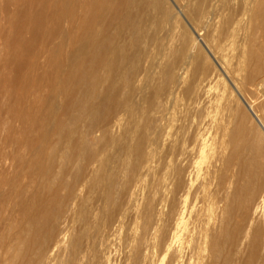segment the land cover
Masks as SVG:
<instances>
[{
    "label": "bare ground",
    "instance_id": "bare-ground-1",
    "mask_svg": "<svg viewBox=\"0 0 264 264\" xmlns=\"http://www.w3.org/2000/svg\"><path fill=\"white\" fill-rule=\"evenodd\" d=\"M188 2L201 28L222 17L219 33L209 38L217 50L241 36L234 68L244 73L237 78L264 95V0ZM169 3L176 7L174 0H0V264L229 263L230 246L219 263L221 243L231 244L233 232L246 229L241 232L244 223L225 231L218 194L233 167L232 178L246 182L264 174V123L252 109L260 95L255 92L251 106L229 83L260 133L233 124L239 116L230 113L231 105L223 119L207 112L224 102V95L217 103L209 93L221 73L193 65L182 78L187 52L174 48ZM159 14L170 24L162 38ZM147 41L158 55L168 50L159 64L161 84H151L156 62L146 54ZM178 92L190 111L176 117L169 112ZM227 128L224 155L217 141ZM259 201L263 214L264 196ZM250 240L245 246L258 251V237Z\"/></svg>",
    "mask_w": 264,
    "mask_h": 264
},
{
    "label": "rangeland",
    "instance_id": "rangeland-1",
    "mask_svg": "<svg viewBox=\"0 0 264 264\" xmlns=\"http://www.w3.org/2000/svg\"><path fill=\"white\" fill-rule=\"evenodd\" d=\"M182 0H174V2H175V4H176V7L172 4V3H169V5H170V8H171V12H172V15H173V19L171 20V23H172V25H174L176 28H175V32H176V34H177V36L176 37H174V48H175V50L177 51V50H179L181 47H183L184 48V51L185 52H187V67H186V69H185V71H184V73H183V79H185V80H187L188 79V74H189V70H190V68H192V66L193 65H197V66H199V67H202V68H205L208 72H214V71H216V72H218V73H221V76L220 77H217V78H220V79H216L215 81H213L211 84H212V86L209 88V93H210V91H211V93L210 94H212L211 96H213L214 98H217V100H219L220 98H218L219 96L221 97V96H223V97H221V98H223L221 101L223 102H221L220 100L219 101H217V103L219 102V103H222V105L221 104H218V106L221 108L222 107V109H220V108H218L217 107V104L215 103V105H216V107H215V105H213V107H211V108H209V110L207 111L208 113L209 112H211V113H220V116H221V118L223 119V118H225V115H227V116H231V114L229 115V111H230V113H235V115L237 116H239V117H234L233 119L234 120H232L234 123L233 124H235V123H237V122H239V121H241V122H243L246 126H249V127H252L253 129H252V131L253 132H257V133H260V131H259V129L257 128V125H256V123L254 122V120H252V118H251V116L249 115V113L246 111V109H245V107H244V105L242 104V102L240 101V99L238 98V96L236 95V93L234 92V90L232 89V84L237 88V90L238 89H240V90H238V92L241 94V96L247 101V102H249L250 104H251V106L254 104V103H256L255 105H256V107H254L255 105H253L252 106V109H254L255 110V113L257 114V116L261 119V121L264 123V113H260V112H263L262 111V109H264V99H262L261 100V97H262V95H263V93H262V95L258 92H256V91H254V87L253 86H251V85H249V84H246L245 85V83H243L242 82V79H238L239 77L241 78V76H243L241 73H244L243 71H235V68H236V65H237V60L240 58L239 56H240V54H241V51H243V46L241 45V43H240V41L241 40H239V39H242L241 38V36L239 35H235L236 37H234L233 36V38H232V36L231 37H229L227 40H226V43H224L223 44V51H225V50H227V51H225L224 52V54H229V55H227V57H225L226 55H224L223 54V51H222V48L221 47H219L218 48V50L215 48V42L214 41H212L213 42V44L211 45V40L209 39V38H211V36H210V34H212L214 31V33L212 34V35H217L216 33H219L218 31H220V29H221V23H222V17H220V16H217L214 20H212L211 22H209V25H208V27L207 28H201L200 27V25L195 21V20H193L192 19V17H191V13H190V11H191V7H192V4L191 3H189L188 2V0H187V2L185 1V0H183L182 2H181ZM177 2V3H176ZM187 4V5H186ZM172 6V7H171ZM177 6H178V8L182 11V14L181 13H178V8H177ZM236 6V5H235ZM187 7V8H186ZM175 15V16H174ZM159 25H158V30H157V35H158V37H163L166 33H167V30H168V27H170V24L169 25H167V26H165V23L162 21V19H161V16H160V14H159ZM162 22V23H161ZM170 22V21H169ZM191 26H190V25ZM197 25H199V27L201 28V30H200V28H198V26ZM196 27H197V29H196ZM192 29H194L197 33H195V31H192ZM203 29V30H202ZM207 29V30H206ZM219 29V30H218ZM180 30V31H179ZM207 32H206V31ZM218 30V31H217ZM209 32H211V33H209ZM196 34H199V36L198 35H196ZM238 36V37H237ZM198 37V38H197ZM240 37V38H239ZM201 40H200V39ZM231 38V39H230ZM237 38H239V39H237ZM205 40H209L208 42L210 43V44H208L207 43V41H205ZM238 43V44H237ZM240 43V44H239ZM151 44V45H150ZM203 44H205V45H203ZM145 46H144V49H145V51H146V54L148 55V57H152V56H155V62H156V64L154 65V67L151 69V77H152V79H151V84H154V85H156V84H161L162 83V81H163V79H162V77H161V71H160V63H162V61H163V58H162V56L164 55H166L167 54V52H168V50H164V51H162L161 52V54H157L158 52H157V50H156V47H155V45H154V43H153V41H147L146 42V44H144ZM213 46L212 48H211V46ZM207 46V47H206ZM225 46V47H224ZM228 46V47H227ZM210 47V48H209ZM239 48L240 47V49H235V48ZM242 47V48H241ZM194 48V49H193ZM207 49H209L210 50V52L211 53H213L214 55H215V58L218 60V62H220L221 64H223V69H225L228 73H226L227 75H224V74H222V72L216 67V64H215V62L212 60V58L207 54ZM212 49V50H211ZM214 49H215V51H214ZM221 49V51H219ZM225 49V50H224ZM235 49V50H234ZM217 50V51H216ZM167 51V52H166ZM193 51V52H192ZM234 51V52H233ZM237 53H236V52ZM240 51V52H239ZM231 52V53H230ZM239 52V53H238ZM164 53V54H163ZM218 53H219V55H218ZM222 53V54H221ZM235 55H234V54ZM188 54H190L189 56H188ZM233 54V55H232ZM218 55V56H217ZM239 55V56H238ZM160 56H161V60H160ZM163 56V57H164ZM222 56H224V58L222 57ZM232 56V57H231ZM233 56H234V58H233ZM264 54L262 53L261 54V59L263 60L264 59ZM222 57V58H221ZM190 58V59H189ZM207 58V59H206ZM211 58V59H210ZM220 58V59H219ZM230 58H232V60L233 59H235L233 62H231V59ZM226 60V62H225V60ZM228 59H230V60H228ZM224 60V61H223ZM240 60H241V58H240ZM158 61H159V63H158ZM222 61L224 62V63H222ZM264 61V60H263ZM205 62V63H204ZM207 62V63H206ZM228 62H229V64H228ZM157 63H158V66H157ZM227 63V64H226ZM233 63V64H232ZM213 65V66H211V65ZM231 64V65H230ZM205 65V66H204ZM210 65V66H209ZM227 65V66H226ZM228 65H230V66H228ZM232 67V68H231ZM235 67V68H234ZM156 68H157V70H156ZM228 68H229V70H230V68L231 69H233V71H229L228 70ZM218 69V70H217ZM237 72L236 74H235V72ZM152 73L153 74H155L156 76H154V75H152ZM188 73V74H187ZM224 73V72H223ZM229 73H231V74H229ZM240 75V76H239ZM224 77V78H223ZM235 77H236V79H235ZM238 77V78H237ZM160 78H161V80H160ZM238 79V80H237ZM230 80H231V82H230ZM236 80V82L237 83H233L234 81ZM224 82H225V84H224ZM229 83H232L231 85L229 84ZM241 85V86H238V85ZM242 84H244L243 86H242ZM247 85H249V87L251 88V91H250V88L247 86ZM219 86V87H218ZM234 86H233V88H234ZM242 88H244V89H242ZM252 88H253V90H252ZM246 89H248V91H246ZM228 91H230L229 93H228ZM234 93V94H232V92ZM243 92V95H242V92ZM245 91H246V93L247 94H245ZM213 92V93H212ZM217 92V93H216ZM221 92V93H220ZM258 95H260V96H258L259 97V99H260V101L258 102V101H256L255 99H257L258 97H257V94ZM216 93V94H215ZM233 95V98H231L230 96H232ZM230 95V96H229ZM255 95V96H254ZM229 96V97H228ZM236 97V98H235ZM254 99H253V98ZM263 97H264V95H263ZM228 98V99H227ZM230 98V99H229ZM252 98V99H251ZM232 99V100H231ZM235 99V100H234ZM226 100H228V101H226ZM237 100V101H236ZM252 101V102H251ZM256 101V102H255ZM228 102V103H227ZM239 102V103H238ZM224 103H225V105H224ZM226 103H227V105H226ZM234 103V104H233ZM240 105H238V104ZM260 105H259V104ZM238 106H237V105ZM231 105V106H230ZM257 105H259V106H257ZM183 106V107H182ZM188 101H186V100H184V99H182V96L180 95V92H178V94H177V99H176V104H175V106H174V108L173 109H171L170 110V112L169 113H175L176 114V117H178V116H183L185 113L187 114V111H190L189 109H188ZM228 106H230V108H232L231 110H230V108L228 107ZM237 106V107H236ZM260 106H262V107H260ZM218 108V109H220L219 111L218 110H215V108ZM227 107H228V109H229V111H226V110H228L227 109ZM257 107H259V108H257ZM226 108V109H225ZM236 110H235V109ZM237 108H239V109H237ZM259 110H257V109ZM181 109V110H180ZM214 109V110H213ZM172 110H174V111H172ZM211 110V111H210ZM226 112L225 113V115H224V111ZM238 111V112H237ZM119 113H123V112H119ZM182 113V114H181ZM191 113V112H190ZM223 113V114H222ZM237 113V114H236ZM260 113V114H259ZM171 115L172 117H174L175 118V115ZM242 114V115H241ZM224 116V117H223ZM226 116V117H227ZM249 116V117H248ZM122 117V116H121ZM171 117V118H172ZM244 117V118H243ZM246 117V118H245ZM237 119H239V120H237ZM246 119V120H245ZM172 120V119H171ZM175 121V120H174ZM235 121H237V122H235ZM222 122H224V121H222ZM245 122H247V123H245ZM251 122V123H250ZM174 123H176L175 124V126H174ZM173 124H172V126H171V129H170V132H172V131H174V129L176 128V126H177V122H174ZM223 124V123H222ZM249 124H251V125H249ZM254 126V127H253ZM175 127V128H174ZM173 129V130H172ZM226 131H229L228 130V128L226 129V130H222V134H221V136L223 137V139H222V137L220 138V140L218 139V146L221 148H219L221 151H222V153L224 154V155H226V154H228V150H227V148H226V146H224V143L226 144L227 143V137H228V134L229 133H227ZM226 132V133H225ZM118 133V132H117ZM119 134V133H118ZM253 134V133H252ZM227 136V137H226ZM264 135H262V137H263ZM226 138V139H225ZM264 138V137H263ZM223 143V144H222ZM225 150H224V149ZM224 151H225V153H224ZM226 151H227V153H226ZM206 157L208 158H210V154L209 155H206ZM205 159V155L203 156V158L200 160V162L204 159V161H202V163L201 164H203V165H201L200 164V166H202L201 168H203L204 170H205V168L207 167V160H209V159ZM207 162V163H206ZM204 164H205V166H204ZM233 169L235 170V173H236V169L233 167ZM233 169H231V171H228L227 172V175H226V178H225V180H224V186L222 185V187H221V189H220V193L218 194L219 196V200H220V203H219V208H218V212H217V214H221V212H223L224 210H226L225 212H223L220 216H219V218L220 217H222V221H224L225 223H224V226L226 227V232H232V231H239L241 228H242V225L244 224V226H243V228H242V230H241V232L244 230V227H245V229H246V232L244 233V231H243V233L244 234H242V233H237V232H233V242L231 243V244H222L221 243V247H220V249H223V251L221 252L220 251V257H219V263H222L223 262V260H224V256H225V254H227V252H228V250L230 249V251L228 252L230 255H228V261H229V263L228 264H231V262L230 261H233V262H235V263H239V264H241V257H243L244 259H242V264H251L250 262L252 261V263L253 264H264V249H263V247H264V244L262 245V242L264 241H262V239H263V234H264V213L263 214H261V213H258L257 212V206H259V200H261L262 199V196H264V174L262 173V175H261V173H260V175L259 176H263L262 178L261 177H259V178H256V181H252V182H254V183H251V182H246V181H244V180H238L237 178H235V177H233L232 178V174L234 173L233 171ZM263 171H264V169H263ZM153 173V172H152ZM151 173V174H152ZM234 173V174H235ZM150 173H149V178H153V174L151 175ZM151 176V177H150ZM230 178H232V180H228V179H230ZM258 179H260V180H258ZM262 179V180H261ZM149 180V179H148ZM151 180V179H150ZM238 180V181H237ZM258 180V181H257ZM229 181L232 183L231 184V186H230V188H229V186H228V183H229ZM237 181V182H236ZM228 182V183H227ZM248 184H246V183ZM256 182V183H255ZM236 183V184H235ZM241 183H243V184H241ZM258 183H260L261 185H258ZM234 184L235 185H237V186H234ZM263 184V185H262ZM230 185V184H229ZM233 185V186H232ZM242 185V186H241ZM227 186V187H226ZM244 186H249L248 187V190H247V187L245 188ZM251 186V187H250ZM259 186H263V187H259ZM241 187V188H240ZM252 187H254L253 189H252ZM237 189V190H235V189ZM212 189V188H211ZM226 191H225V190ZM229 189V190H228ZM231 189V190H230ZM246 189V190H245ZM256 189V190H255ZM222 190H224V193L226 192V194L228 195V193H230V195H224V197H223V192H221ZM238 190H240V191H238ZM241 190H245L244 192L242 191V193L240 194V192H241ZM249 190H251L250 192H252L253 190V197H252V194H250V192H249ZM257 190H259L258 192H257ZM228 191V192H227ZM229 191H231V192H229ZM232 191L235 193V197H237V198H235L233 195H232ZM235 191H237L238 193V195L236 194V192ZM247 191V192H246ZM255 192H257V193H255ZM233 193V194H234ZM245 194V196H244V194ZM247 193H249V194H247ZM82 194H85L84 192L82 193ZM237 195V196H236ZM247 195H248V197H247ZM250 195H251V198H250ZM233 196V197H232ZM246 198H249V200H247L246 201V199L244 198V197ZM238 198H240V199H238ZM243 198V201H241V199ZM261 198V199H260ZM245 199V200H244ZM228 200V201H227ZM231 200H233V201H231ZM226 201H227V203L229 204H227L226 203ZM231 201V202H230ZM246 203H245V202ZM259 201V202H258ZM240 202H244V204H246V205H244L243 204V206H241L240 207ZM223 203H225L224 205H223ZM235 203V204H234ZM239 205V207H238V205ZM248 204V205H247ZM256 204H258V205H256ZM89 206L91 205L90 203L88 204ZM225 205L227 206V208L225 209L224 207H225ZM221 206V207H220ZM224 206V207H223ZM254 207H256L255 209H254ZM221 208V209H220ZM223 208V209H222ZM243 208H244V210H243ZM233 209V211L231 212V210ZM222 210V211H221ZM230 210V212H227V211H229ZM240 210V214L239 213H237L238 211ZM248 210V211H247ZM252 210H255L256 212H254V211H252ZM235 211V212H234ZM242 212V213H241ZM246 212H248L247 213V215H246ZM253 212V213H252ZM225 213V214H224ZM227 213V214H226ZM237 213V214H236ZM251 213V214H250ZM235 215V216H233V215ZM255 216H254V215ZM258 214V215H257ZM259 214H261V215H259ZM237 215H239L238 217H237ZM251 215H253L254 216V218H253V216H251ZM263 215V216H262ZM231 216V217H230ZM245 216H247V218H245ZM250 216V217H249ZM259 216V217H258ZM229 217H230V220H229ZM234 217V218H233ZM261 217V218H260ZM236 218V219H235ZM244 218H245V221H244ZM250 218V219H249ZM263 218V219H262ZM251 220V221H249V220ZM252 219L253 220H255V221H259V222H261V223H258L257 225H256V222L255 221H252ZM261 221H260V220ZM234 220H236V221H234ZM241 220H242V222H241ZM249 222H248V221ZM238 221V222H237ZM244 221V222H243ZM257 221V222H258ZM228 222V223H227ZM246 222H248V224L246 223ZM240 223V224H239ZM253 223H255V224H253ZM186 224H187V222H186ZM242 224V225H241ZM259 225V226H258ZM249 226L251 229L254 227V230L256 229V231L255 232H253L254 230L252 229H250V228H248L247 229V227ZM240 228V229H239ZM123 229V228H122ZM120 229V235L121 234H123V235H121V237L119 236V238H124V236H126V233H125V229ZM262 229V230H261ZM262 231V232H260V231ZM124 231V232H123ZM247 231H250V233H251V235H250V237H249V234L250 233H248ZM258 231V232H257ZM121 232H123V233H121ZM254 234H253V233ZM125 233V234H124ZM232 234V233H231ZM236 234H237V236H236ZM239 234V235H238ZM254 236H257L258 237V240H259V245L257 246V248L259 249L258 251L257 250H253V251H251L249 248H247L248 247V243L251 241L250 239H252V237H254ZM258 234V235H257ZM242 235H243V239L241 238L242 237ZM239 236H240V238H239ZM247 237V238H246ZM262 237V238H261ZM246 238V239H245ZM234 239H235V241H237V245H235V241H234ZM245 239V240H244ZM249 239V240H248ZM242 240H243V242H244V244H242L243 242H242ZM239 241H241L242 243H240ZM247 241H249L248 243H247ZM264 243V242H263ZM243 246H242V245ZM224 245V246H223ZM242 246V247H237V246ZM247 247H246V246ZM229 246H230V248H229ZM224 247V248H223ZM225 247H226V249H225ZM234 247V248H233ZM240 248V249H239ZM241 248H243V250H244V253H243V250L241 249ZM245 248V249H244ZM256 248V249H257ZM262 248V249H261ZM236 249H239L238 251L236 250ZM226 252H225V251ZM247 250H248V252H247ZM262 250V251H261ZM235 252V254L233 253V252ZM246 251V252H245ZM224 252V253H223ZM249 252H251V255L249 254ZM253 252V253H252ZM223 253V254H222ZM233 253V254H232ZM241 254V255H238V254ZM245 253H247V254H245ZM260 253H262V254H260ZM232 254V255H231ZM245 255V257L243 256V255ZM234 255H235V258H233L234 257ZM248 255V256H247ZM262 255V256H261ZM249 256H251V257H249ZM260 256V257H259ZM251 258H253L252 260H251ZM259 258H261V259H259ZM233 259V260H232ZM237 259V261H235ZM257 259V260H256ZM255 261V262H254ZM227 262V261H226ZM248 262V263H247ZM235 263H232V264H235Z\"/></svg>",
    "mask_w": 264,
    "mask_h": 264
}]
</instances>
